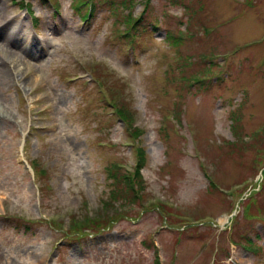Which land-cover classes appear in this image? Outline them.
Wrapping results in <instances>:
<instances>
[{
	"label": "rangeland",
	"instance_id": "obj_1",
	"mask_svg": "<svg viewBox=\"0 0 264 264\" xmlns=\"http://www.w3.org/2000/svg\"><path fill=\"white\" fill-rule=\"evenodd\" d=\"M7 20L39 44L0 71V264H264V0Z\"/></svg>",
	"mask_w": 264,
	"mask_h": 264
},
{
	"label": "bare ground",
	"instance_id": "obj_2",
	"mask_svg": "<svg viewBox=\"0 0 264 264\" xmlns=\"http://www.w3.org/2000/svg\"><path fill=\"white\" fill-rule=\"evenodd\" d=\"M5 18V17H3ZM10 24V20H7V24L3 27L0 28V39H2V42H5V44H3V46L6 47V49L3 51L2 50V56L0 57V71L4 70V68H6L5 62L8 60L10 62H12V64H15L16 68L19 69V63H17L18 59L15 58L14 56V52L9 48V46H13L14 43H18V46L16 49L18 51H21L22 53L28 55V44L33 47L36 44H39L33 37L28 38L29 42L27 41V43L23 42V37L22 35H20L16 29H12L10 33H7L6 29L9 27ZM9 62V63H10Z\"/></svg>",
	"mask_w": 264,
	"mask_h": 264
},
{
	"label": "trees",
	"instance_id": "obj_3",
	"mask_svg": "<svg viewBox=\"0 0 264 264\" xmlns=\"http://www.w3.org/2000/svg\"><path fill=\"white\" fill-rule=\"evenodd\" d=\"M111 7H112V5L110 6V10H111ZM111 11H112V10H111ZM142 18H143V16H140L138 19H136V21H134V23H132V25H128L129 22H131V18L127 17V20L125 21V24H126V26H127L128 28L134 30V29H135V25H137V24L142 20ZM135 36H136V33H135ZM124 115H125V114H124ZM125 117H126V118H129V117L126 116V115H125ZM119 120H120V119H119ZM138 176H139V175L136 174V178H137ZM122 179H123V177H122ZM122 179H120V181H122ZM120 181H119V182H120ZM125 181L128 182V183H133L132 181H130V179H126ZM113 197H114V196H113Z\"/></svg>",
	"mask_w": 264,
	"mask_h": 264
}]
</instances>
